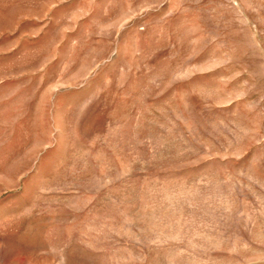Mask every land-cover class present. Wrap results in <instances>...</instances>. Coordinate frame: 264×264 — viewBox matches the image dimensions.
I'll use <instances>...</instances> for the list:
<instances>
[{"label": "rangeland", "instance_id": "obj_1", "mask_svg": "<svg viewBox=\"0 0 264 264\" xmlns=\"http://www.w3.org/2000/svg\"><path fill=\"white\" fill-rule=\"evenodd\" d=\"M0 264H264V0H0Z\"/></svg>", "mask_w": 264, "mask_h": 264}]
</instances>
